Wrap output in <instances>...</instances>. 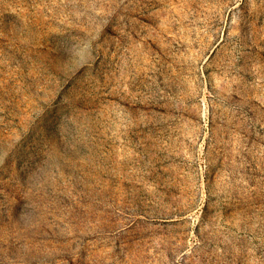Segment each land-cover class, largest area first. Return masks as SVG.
I'll use <instances>...</instances> for the list:
<instances>
[{"label": "rangeland", "instance_id": "374dc122", "mask_svg": "<svg viewBox=\"0 0 264 264\" xmlns=\"http://www.w3.org/2000/svg\"><path fill=\"white\" fill-rule=\"evenodd\" d=\"M0 264H264V0H0Z\"/></svg>", "mask_w": 264, "mask_h": 264}]
</instances>
